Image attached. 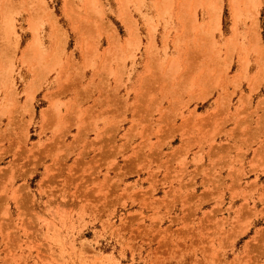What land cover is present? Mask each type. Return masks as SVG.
Returning <instances> with one entry per match:
<instances>
[{
	"label": "rangeland",
	"instance_id": "rangeland-1",
	"mask_svg": "<svg viewBox=\"0 0 264 264\" xmlns=\"http://www.w3.org/2000/svg\"><path fill=\"white\" fill-rule=\"evenodd\" d=\"M0 264H264V0H0Z\"/></svg>",
	"mask_w": 264,
	"mask_h": 264
},
{
	"label": "bare ground",
	"instance_id": "bare-ground-1",
	"mask_svg": "<svg viewBox=\"0 0 264 264\" xmlns=\"http://www.w3.org/2000/svg\"><path fill=\"white\" fill-rule=\"evenodd\" d=\"M209 13H210V12H209ZM192 14H193V13H192ZM194 14H195V13H194ZM2 31H3V30H2ZM256 35H257V34H256ZM256 35H255V36H256ZM256 37H257V36H256ZM9 75H10V74H9ZM169 83H170V82H169ZM148 87H149V86H148ZM155 151H156V150H155Z\"/></svg>",
	"mask_w": 264,
	"mask_h": 264
}]
</instances>
